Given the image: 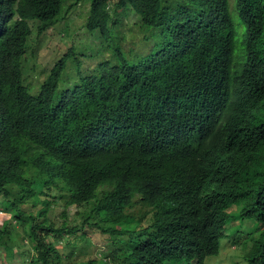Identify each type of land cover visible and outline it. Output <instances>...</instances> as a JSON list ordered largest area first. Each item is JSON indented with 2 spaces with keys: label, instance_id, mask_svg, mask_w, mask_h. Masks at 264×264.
<instances>
[{
  "label": "trees",
  "instance_id": "obj_1",
  "mask_svg": "<svg viewBox=\"0 0 264 264\" xmlns=\"http://www.w3.org/2000/svg\"><path fill=\"white\" fill-rule=\"evenodd\" d=\"M0 1L16 3L37 20V33H44L69 22L70 8L81 0ZM245 2L259 26L252 28L255 37L240 76L254 80L252 91L264 106V0ZM88 3L84 37L66 52L57 51L35 92L18 80L2 92L0 210L9 217L0 224V264H15L17 255L22 264H149L155 259L183 264L218 252L214 242L224 235L225 210L238 198L246 202L242 215L257 220L243 240L241 264H264V128L255 134L259 150H247L242 139L247 163L223 207H215L214 198L200 190L201 182L195 187L176 183V174L155 154L157 147L184 151L183 145H165L176 138L174 128H189L196 114L203 119L221 113L235 50L224 16L226 0ZM128 7L142 16L136 29L120 18ZM159 27L164 28V47L154 39L156 50L140 56L125 46L135 41L136 30L152 37L150 29ZM105 47L114 52L115 63L100 60L98 51ZM127 52L135 59L127 60ZM7 64L1 58L0 70ZM69 67L76 69L78 80L61 89V73ZM105 89L124 94L118 117L134 125L126 135L117 136L107 123L106 106L95 107ZM100 133L116 142L103 147L93 141ZM174 160L186 166L190 153ZM163 182L168 186L162 189ZM58 206L61 222L48 215ZM89 233L103 236V246L93 244ZM16 234L21 243L26 240L25 247H17L22 244L16 243Z\"/></svg>",
  "mask_w": 264,
  "mask_h": 264
},
{
  "label": "clouds",
  "instance_id": "obj_2",
  "mask_svg": "<svg viewBox=\"0 0 264 264\" xmlns=\"http://www.w3.org/2000/svg\"><path fill=\"white\" fill-rule=\"evenodd\" d=\"M115 2L117 0H109L110 5ZM226 2L224 16L234 38L235 50L231 70V84L229 91L223 97L221 113L216 116H206L203 119H199V115L196 114L191 118L192 125L189 128H174L176 138L174 141L164 144L168 146L183 145L184 151L166 147L155 149L156 156L163 157L167 168L176 174L177 178L174 180L176 183L195 187L196 182H201L203 188L200 190L208 192L214 198L215 207H223L232 189L237 188L236 178L242 170V165L247 163L248 153L244 156L242 154V139L245 141L247 150L257 151L260 144L255 134L264 128V106L263 102L261 103L259 100L258 94L252 91L254 80H246L240 76V67L244 65V55L249 52L254 41L255 36L252 28L259 26V22L250 11V7L245 0H226ZM126 10L127 12L129 10L133 11L138 17L137 22H127L134 28V24L139 23L142 16L132 7H128ZM118 11H123V9ZM127 12L120 18L127 17ZM36 21L31 16L24 14L16 3L14 6H10L0 1V59L6 58L8 60V64L0 70V105L5 99L2 94L3 90L14 80H18L20 84L28 85L25 78L26 61L34 55H28L27 52H32V49L38 44L40 35L45 33H37ZM150 31H153L155 35L149 37L148 32L144 31V34H142L139 29L136 30V38L138 39L129 44L136 46L138 42H151L149 51L156 50V42L153 41V37L156 36L157 42L164 47L165 39L162 35L164 28H152ZM33 33H35L34 38H32ZM134 49L137 50L136 53L140 56L150 53L149 51L142 52L137 47H134ZM98 52H111V49L105 47L99 49ZM18 53L21 57V63L18 61L19 57L17 58ZM125 57L129 61L135 59L131 58L128 52ZM16 61L19 62V67L14 66ZM65 71L64 68L60 77L61 89H66L72 82L78 80V78H67L72 81L64 83L63 73ZM99 96L101 101L95 107L97 109L101 106L108 108L109 118L107 123L113 127L117 136L119 134L126 135L134 130V125L129 123L127 118L118 117L120 107L125 105L126 102L123 92L115 94L112 90L105 89L101 91ZM257 116L262 119L263 124H257L253 130L244 126L246 121L254 120ZM148 128L150 130L152 124ZM90 129L93 131V125ZM96 140L100 141L103 147L116 142V139L105 133H100L93 139V141ZM183 153H190V160L186 166H181L174 160L175 157ZM152 176L155 180H159L154 172H152ZM166 186H168L166 182L160 185L162 189ZM245 205L246 202L242 198L236 199L225 210L227 213L226 220L230 214H240L241 217L246 216L242 215ZM224 228H226V224ZM225 237L226 233L224 231V235L222 233L219 239L214 242L215 250L219 249L217 253L195 256L185 260L183 264H216L217 261L226 264H241V258L244 257L242 246L239 245L237 239L228 241ZM223 241L229 245V248L223 247ZM228 250H236V252L231 254ZM227 259L230 261H226ZM163 263L164 261L161 259L149 261V264Z\"/></svg>",
  "mask_w": 264,
  "mask_h": 264
},
{
  "label": "rangeland",
  "instance_id": "obj_3",
  "mask_svg": "<svg viewBox=\"0 0 264 264\" xmlns=\"http://www.w3.org/2000/svg\"><path fill=\"white\" fill-rule=\"evenodd\" d=\"M88 0H81L80 3H76L75 6L70 8L69 11V22L61 21L58 24L54 25L53 27H50L44 34L40 35L38 39V44L35 48L32 49V52H27L28 55H34L30 59L26 61V68H25V78L26 82L28 83L29 87L32 91L35 92V89L37 85H39V81L41 78V73L44 70L50 69L51 65L53 64V59L57 56L59 51L60 53L66 52L71 45V43L79 44V41L84 37V30H83V21L84 18L83 13L88 8ZM127 17L123 19L124 23H132L137 22L138 17L137 15L129 10L127 12ZM69 28L70 33L63 34L61 33V30L64 28ZM137 27H134L136 29ZM124 30V29H120ZM35 33L32 34V38H34ZM83 36V37H82ZM95 35H92L94 37ZM82 37V38H81ZM81 38V39H80ZM79 39V40H78ZM138 38H136L137 40ZM157 40V37H153ZM125 46H132L129 43H126ZM151 46V42L147 43H140L136 46L139 50L142 52H148L149 47ZM81 48V47H79ZM79 52V51H77ZM117 52H115L116 54ZM59 57L56 58V60ZM109 58L112 63H115L117 61L116 56L114 55V52H100V60ZM70 68V67H69ZM63 76L65 77L64 83H69L70 79L78 78L79 76L76 73V69L70 68L69 71L66 69V71L63 73ZM70 78V79H67ZM62 211V207L58 206L55 207L53 210L49 211L50 214H48L50 217H52L55 221L61 222L62 218L60 217V212ZM74 212V208L69 209V216L72 217ZM9 214L3 212L0 210V224L5 218H8ZM70 220V219H69ZM256 219L254 217H248L243 216L241 217L240 214H230L227 218L225 233H226V240L231 241L232 239H237V242L240 246L243 245L244 238L250 234V231L254 232L253 227H256ZM17 233V232H14ZM16 236V237H15ZM14 237L16 238V243H20L22 245H17V247H25L23 243H26V240H22L23 243H21L20 237L16 234ZM89 236L91 238V242L95 244L96 246H103L105 238L97 233H89ZM225 240V239H224ZM59 248L65 250L63 247V243H59ZM223 247L229 248V245L223 241ZM233 248V246H231ZM227 250V249H226ZM231 252V254H234L236 250H228ZM32 252V251H31ZM21 255H17L14 258L15 264H22ZM226 261H230L227 259ZM216 264H226L221 263L219 261L216 262Z\"/></svg>",
  "mask_w": 264,
  "mask_h": 264
},
{
  "label": "bare ground",
  "instance_id": "obj_4",
  "mask_svg": "<svg viewBox=\"0 0 264 264\" xmlns=\"http://www.w3.org/2000/svg\"><path fill=\"white\" fill-rule=\"evenodd\" d=\"M257 124H263L262 119L258 116L254 120L246 121L244 126L253 130Z\"/></svg>",
  "mask_w": 264,
  "mask_h": 264
}]
</instances>
